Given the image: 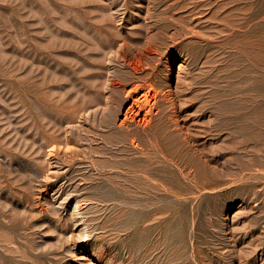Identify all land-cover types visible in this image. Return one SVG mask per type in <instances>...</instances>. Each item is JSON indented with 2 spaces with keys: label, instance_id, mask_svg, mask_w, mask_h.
Masks as SVG:
<instances>
[{
  "label": "rangeland",
  "instance_id": "rangeland-1",
  "mask_svg": "<svg viewBox=\"0 0 264 264\" xmlns=\"http://www.w3.org/2000/svg\"><path fill=\"white\" fill-rule=\"evenodd\" d=\"M0 264H264V0H0Z\"/></svg>",
  "mask_w": 264,
  "mask_h": 264
},
{
  "label": "bare ground",
  "instance_id": "bare-ground-1",
  "mask_svg": "<svg viewBox=\"0 0 264 264\" xmlns=\"http://www.w3.org/2000/svg\"><path fill=\"white\" fill-rule=\"evenodd\" d=\"M210 4V3H209ZM185 27V26H184ZM148 40H150V42H152L151 41V39L149 38ZM149 42V41H148ZM147 42V43H148ZM148 44H151V43H148ZM132 64V63H131ZM135 64V63H134ZM132 66V65H131ZM135 66V65H134ZM135 68V67H134ZM188 98V97H187ZM181 99V98H180ZM184 99V98H183ZM190 99V98H189ZM172 100V99H171ZM170 100V101H171ZM187 103V102H186ZM180 104V103H179ZM182 106V105H181ZM189 107H190V105H188ZM196 107V106H195ZM198 110V109H197ZM181 111V110H180ZM200 115V117L203 115V113H200L199 114ZM199 117V116H198ZM198 117L196 118V119H198ZM196 121V120H195ZM194 121V122H195ZM191 125V124H190ZM189 127V126H188ZM193 127V126H192ZM214 128V127H213ZM176 130V129H175ZM181 130V134H182V132H183V135H179V136H182V138H181V140H180V142L182 143V144H184V146L182 147V149H181V151H177V153H176V155H178L179 157L177 158V159H179L182 163H189V164H195V163H197V162H195V157H198L199 158V150L198 151H196L197 149V147H194L195 146V142H196V140H197V138H198V136L197 135H195L194 133H190L191 132V130H189L188 131V128L185 126V127H183V125L180 127L179 126V128H178V130L177 131H180ZM176 131V132H177ZM196 131V130H195ZM174 132V131H173ZM195 133H197V132H195ZM213 133V132H212ZM175 135V134H174ZM178 136V137H179ZM175 137V136H174ZM174 139H178L177 137L176 138H174ZM176 141V140H175ZM176 146V145H175ZM196 146H197V144H196ZM185 147H186V151H185ZM171 152V151H170ZM173 152V151H172ZM175 152H176V150H175ZM175 152L174 153H170V156H172V157H174V159L176 158V155H175ZM200 152H202V150L200 151ZM194 154H195V156H194ZM201 155H203L202 153L200 154V157H201ZM176 159V160H177ZM201 159H202V157H201ZM201 159L199 160V162H201ZM198 162V163H199ZM188 164V165H189ZM200 164V163H199ZM197 165V164H196ZM201 165H203V163L201 164ZM196 168V167H195ZM190 170V169H189ZM194 170V169H193ZM198 170V169H197ZM200 176V175H199Z\"/></svg>",
  "mask_w": 264,
  "mask_h": 264
}]
</instances>
